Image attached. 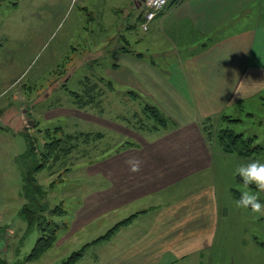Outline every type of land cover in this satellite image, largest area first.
<instances>
[{
	"label": "crops",
	"instance_id": "crops-1",
	"mask_svg": "<svg viewBox=\"0 0 264 264\" xmlns=\"http://www.w3.org/2000/svg\"><path fill=\"white\" fill-rule=\"evenodd\" d=\"M91 7L94 33L89 31L79 47L89 56L118 57L104 77L99 75L109 90L107 100L156 106L167 123L136 129L145 135L143 142L132 141L120 154L100 161L106 163L104 189L94 190L92 206H83V214L73 216L56 245L63 250L75 244V230L100 212L113 210L121 220L133 217L110 238L96 243L92 239L87 248L93 247L92 253L84 251L74 264H223L219 255L213 258L209 252L222 245L223 218L231 214L225 199L236 198L218 178L231 154L224 153L211 134L219 132L225 116L231 121L225 119L227 123H236L243 105L259 110L264 106V0H169L147 31L142 29L144 0H94ZM96 24L99 32H107L100 41ZM114 34L120 36L117 43L109 41ZM117 86L123 89L119 93ZM210 119L212 127L207 129ZM18 137L25 141L17 128H0V262L63 264L68 257L20 254L28 235L19 213L23 200L17 201L15 192L11 197L9 186L10 179L20 175ZM130 159L142 162L140 171H130ZM93 207L98 211L92 212ZM236 231L245 232L236 237V246L251 251L254 242L245 225H236ZM251 263L249 253L236 256V264Z\"/></svg>",
	"mask_w": 264,
	"mask_h": 264
},
{
	"label": "rangeland",
	"instance_id": "rangeland-1",
	"mask_svg": "<svg viewBox=\"0 0 264 264\" xmlns=\"http://www.w3.org/2000/svg\"><path fill=\"white\" fill-rule=\"evenodd\" d=\"M93 1L5 0L0 6V128L5 126L10 129L17 128L22 133L27 132L39 146L38 152L47 140L46 129L55 132V129L60 128L61 130L56 134L59 138L63 137L64 131L74 135H79L80 132L90 134L88 140L80 137L72 141L75 148H70L71 151L69 152V149L64 155L59 154L58 163L49 161L47 165L51 167L45 168L36 175L38 182L48 193L46 201L52 207L61 204L67 212L65 216L55 218L61 223L57 241L73 216L75 214L81 216L84 207L92 206L93 202L89 197L95 194L94 190L104 189L102 185L107 175L105 174L106 163L103 162L100 165V161L120 154L121 148L127 142H143L146 138L143 132H137L136 128L131 126L132 122H136L132 115L139 113L142 105L138 101L110 102L104 95L105 92H109L108 88L104 82L99 81V75L104 77L106 71L108 73L109 65L116 62L118 57L112 53L104 56L99 53H90L89 56V53L84 54L87 49L79 47V43L81 41L83 43L84 36H89V31L91 35L94 33V23L90 21ZM15 3L17 4L14 5ZM112 18L116 19L117 16ZM95 33L100 41L101 33L105 37L107 32L103 28L99 32L98 26ZM113 36L109 41L117 43L120 36L118 39L115 34ZM89 59L95 61V64L85 65L86 60ZM85 77H89L92 83L98 84L97 90L101 94L96 105L81 109L73 102L70 93L84 89V87L80 89V83ZM114 90L119 93L123 89L117 86ZM237 113L239 120H236V123H227L231 121L224 120L220 122V128L231 126L230 124L235 125L234 129L237 133L243 132L245 137L254 138L255 144L264 146V106L262 110H259L243 105ZM93 121L95 124L92 123ZM211 135L214 138L213 142L216 143V132H212ZM18 138L17 147L19 149L16 156L27 148V143L23 138ZM12 148L13 146L10 150ZM213 151L212 155L216 157V151ZM256 158L258 159L239 158L231 154L225 166L220 168L223 171L222 175H218L220 182L225 186V190L233 192L236 198L233 200V198L226 197V207H231V214L223 218L222 241L218 243L222 245L216 246V244L209 252V256L213 258L219 255L223 264H236V256L239 258L240 253L251 254L253 262L251 264H264V215L254 214L250 210H245L246 212L243 213V209L239 212L236 209L240 208L237 206L233 208V205L229 203L232 201L236 204L241 192L246 190L241 178L235 175L236 168L257 160L264 163V154ZM3 159H5L4 156H2ZM20 176L17 180L11 178L9 184L11 197L15 192L14 198L17 201L23 200L21 194L22 198L19 197L23 184ZM222 180H229L228 184ZM52 183L55 185L50 187ZM250 189L256 191L255 185L250 186ZM260 203L264 204V193H260ZM95 209L98 211L96 207L90 208L92 212ZM132 217L121 220L119 213L104 210L90 219L86 227L73 232L76 233V237L71 241L76 240L75 244L69 247L66 245L61 250V246H57L56 241L46 251L48 253L43 254L68 258L82 250L83 254L84 251L90 254L94 248L91 247L88 251L89 243L101 242L110 238ZM125 220H127L125 223L119 224ZM236 225H245L247 235L254 242L251 244V251L248 247L236 246L238 244L236 237L239 234H245V232L236 231ZM111 231H113L111 235L97 241ZM37 239V230L28 232L20 245V254L27 253L29 257ZM65 240L68 242L69 237H65ZM214 264L220 263L214 262Z\"/></svg>",
	"mask_w": 264,
	"mask_h": 264
},
{
	"label": "trees",
	"instance_id": "trees-1",
	"mask_svg": "<svg viewBox=\"0 0 264 264\" xmlns=\"http://www.w3.org/2000/svg\"><path fill=\"white\" fill-rule=\"evenodd\" d=\"M5 0H0V6ZM15 3L14 5H16ZM81 91L71 92L73 102L81 109L88 106H94L98 103V98L101 92L97 90L98 84L92 83L89 77H85L80 83ZM76 99V101H75ZM141 102V111L138 114L133 115L136 122H132L131 126L136 129H147L152 130L153 127L163 126L167 123V118L160 112V110L153 105L148 103L144 104ZM225 120H230L228 117H223ZM222 119V120H223ZM210 122V123H208ZM154 123V125H151ZM206 128L212 127L211 119L205 122ZM60 128L55 129V132L46 129V141L45 145L38 152L39 146H37L30 134L23 132L22 135L27 143L26 150L16 157V164L22 178V197L24 203L19 211L21 217L26 223L27 231L32 230L38 231V239L32 249L30 257L37 258L44 252L50 249L58 238V231L61 223L55 218L63 217L67 214L66 210L62 208L61 204L52 207L46 198L48 196L47 191L43 189L41 184L38 182L36 175L43 171L45 168H49L47 163L49 161L58 163L59 154H65L71 148H75L72 141L80 137H84L85 140L90 138V134L80 132L79 135L66 133L64 131L63 137H56ZM217 140L220 148L226 154H235L241 158L250 157H262L264 154V146L255 144V140L252 137H245L241 133H237L229 127L220 128L217 133ZM72 143V144H70ZM132 144L127 142L125 147ZM124 147V146H123ZM69 150V152L71 151ZM77 149V148H76ZM53 165V164H52ZM55 184L52 183L50 187ZM127 220L120 222L119 224L125 223ZM111 231L108 235L99 238L97 241L106 238L111 235ZM83 255V250L71 255L66 262L63 264H71L78 260ZM1 263V262H0Z\"/></svg>",
	"mask_w": 264,
	"mask_h": 264
},
{
	"label": "clouds",
	"instance_id": "clouds-1",
	"mask_svg": "<svg viewBox=\"0 0 264 264\" xmlns=\"http://www.w3.org/2000/svg\"><path fill=\"white\" fill-rule=\"evenodd\" d=\"M126 163L131 165V172L140 171L142 162L139 159H130ZM235 175L241 178L246 189L241 192L236 206L243 210H250L254 214L264 215V204L260 203V193H264V163L257 160L247 165H240L236 168ZM252 185H255L256 191H251Z\"/></svg>",
	"mask_w": 264,
	"mask_h": 264
},
{
	"label": "built area",
	"instance_id": "built-area-1",
	"mask_svg": "<svg viewBox=\"0 0 264 264\" xmlns=\"http://www.w3.org/2000/svg\"><path fill=\"white\" fill-rule=\"evenodd\" d=\"M179 1V0H178ZM168 0H145V10L143 13L142 29L147 31L150 23L157 14L167 5ZM1 264V263H0Z\"/></svg>",
	"mask_w": 264,
	"mask_h": 264
}]
</instances>
